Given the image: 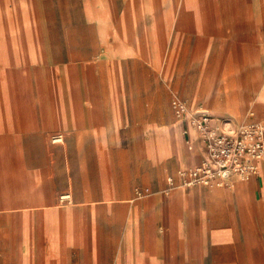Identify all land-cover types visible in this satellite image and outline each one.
Here are the masks:
<instances>
[{"label": "crops", "instance_id": "obj_1", "mask_svg": "<svg viewBox=\"0 0 264 264\" xmlns=\"http://www.w3.org/2000/svg\"><path fill=\"white\" fill-rule=\"evenodd\" d=\"M262 21L264 0H0V264H264V160L181 186L203 152L173 110L264 124Z\"/></svg>", "mask_w": 264, "mask_h": 264}, {"label": "built area", "instance_id": "obj_2", "mask_svg": "<svg viewBox=\"0 0 264 264\" xmlns=\"http://www.w3.org/2000/svg\"><path fill=\"white\" fill-rule=\"evenodd\" d=\"M173 110L178 119L198 131L203 152L197 163L177 170L181 186H225L233 177L245 180L259 172V161L264 158V124L255 120L252 113L236 126H230L223 119L213 122L207 111L190 109L180 98L173 100ZM62 139L61 134H56L51 141ZM174 180L169 176L167 184L174 186ZM60 200L70 202V195L63 194Z\"/></svg>", "mask_w": 264, "mask_h": 264}, {"label": "rangeland", "instance_id": "obj_3", "mask_svg": "<svg viewBox=\"0 0 264 264\" xmlns=\"http://www.w3.org/2000/svg\"><path fill=\"white\" fill-rule=\"evenodd\" d=\"M257 34L251 37H247V39H252L253 42H256L258 46L264 47V21L258 22L256 25ZM231 33V32H230ZM230 33H227L226 40H227V46L225 50V62H226V70H227V82L229 81L231 74L233 71H235L234 66H236L240 61L244 59V53L241 51V47L239 46V42L241 38L245 37H239L235 35H231ZM229 41V42H228ZM238 45V46H237ZM260 87H264V69L263 73L260 79ZM264 95V90L261 96ZM236 101V105L239 107L241 112H245L244 106L246 105L249 107V103H245L244 101ZM226 117V116H224ZM224 117L222 118L225 122H228V120ZM219 118V119H220ZM238 118V117H237Z\"/></svg>", "mask_w": 264, "mask_h": 264}, {"label": "bare ground", "instance_id": "obj_4", "mask_svg": "<svg viewBox=\"0 0 264 264\" xmlns=\"http://www.w3.org/2000/svg\"><path fill=\"white\" fill-rule=\"evenodd\" d=\"M262 160H264V158H263ZM259 164H260V161H259ZM169 212H170V211H169Z\"/></svg>", "mask_w": 264, "mask_h": 264}]
</instances>
